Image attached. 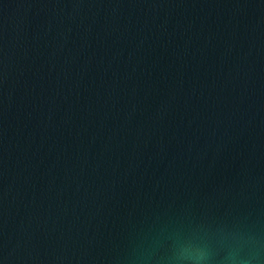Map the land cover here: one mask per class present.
Masks as SVG:
<instances>
[{
    "label": "water",
    "instance_id": "water-1",
    "mask_svg": "<svg viewBox=\"0 0 264 264\" xmlns=\"http://www.w3.org/2000/svg\"><path fill=\"white\" fill-rule=\"evenodd\" d=\"M0 264H264V0H0Z\"/></svg>",
    "mask_w": 264,
    "mask_h": 264
}]
</instances>
